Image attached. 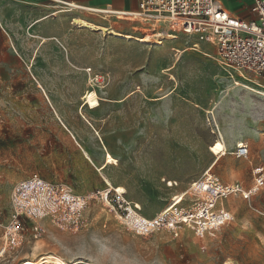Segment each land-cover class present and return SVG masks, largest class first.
Returning <instances> with one entry per match:
<instances>
[{
  "label": "rangeland",
  "instance_id": "rangeland-1",
  "mask_svg": "<svg viewBox=\"0 0 264 264\" xmlns=\"http://www.w3.org/2000/svg\"><path fill=\"white\" fill-rule=\"evenodd\" d=\"M57 6L63 11L57 13L60 25L54 32L64 38V61L55 47H48L55 60L41 58L39 69L44 72L52 63L79 69L75 86L81 87L84 78V93L92 96L85 114L101 137L81 139L87 148L73 142L65 151L52 134L41 151L21 134L19 121L51 115L45 92L34 87L19 93L13 84L0 90V250L5 248L0 264H264V189L251 201L240 195L224 199L234 220L204 238L185 224L178 235L168 228L141 234L116 211L120 202H129L134 209L140 205L139 215L152 218L210 168L223 183L251 186L253 169L264 163V96L244 87L264 91V77H231L200 51L216 56L214 48L200 44L196 50L188 37L160 38L162 46L153 37L150 44H141L78 27L72 23L77 15L67 5ZM119 15L81 16L135 37L166 32L163 25L154 31L150 22ZM87 67L108 77L96 93L89 87ZM237 83L244 86L229 90ZM220 140L227 149L217 158L209 149ZM242 141L250 147L246 158L233 153ZM108 151L113 158L99 170ZM85 152H91L94 163ZM34 173L62 189L54 196L55 211L27 218L15 233L13 188ZM118 186L126 189V201L115 190ZM109 190V197L117 195L116 209L106 199ZM66 192L79 196L77 202L65 200ZM188 201L187 196L182 204Z\"/></svg>",
  "mask_w": 264,
  "mask_h": 264
},
{
  "label": "built area",
  "instance_id": "built-area-1",
  "mask_svg": "<svg viewBox=\"0 0 264 264\" xmlns=\"http://www.w3.org/2000/svg\"><path fill=\"white\" fill-rule=\"evenodd\" d=\"M136 1L137 10L125 11V16L144 18L147 22L165 25L171 36L184 35L192 38L193 48L199 49L202 43L213 46L219 65L233 78L246 79L244 73L264 77V0H252L249 4V11L252 13L250 18L229 12L221 0ZM84 70L89 87L95 93L96 86L107 83L106 74L95 71L92 67ZM216 143L217 141L214 144ZM233 153L238 158L248 157L249 144L244 141L237 143ZM210 170L211 168L192 181L189 189L183 194V200H186L187 196L189 198L186 206L182 204V200L175 210L161 212L148 219L139 215L131 216L130 207L133 206L129 202L127 205L120 202L116 209L117 195L114 198L109 197L110 190L105 196L116 209L117 216L127 223H132L138 233L148 234L155 229L168 228L178 235L180 226L185 224L192 228L198 237L204 238L214 235L221 227L234 220V214L224 206V199L229 195H240L251 201L253 196L264 189V163L253 169L254 180L249 187L240 181L223 183ZM169 182L172 185V181ZM60 188V184L45 180L39 173H34L30 179L18 183L12 193L14 232L23 229L27 218L43 217L55 211L54 196ZM135 210L139 211L140 207Z\"/></svg>",
  "mask_w": 264,
  "mask_h": 264
},
{
  "label": "crops",
  "instance_id": "crops-1",
  "mask_svg": "<svg viewBox=\"0 0 264 264\" xmlns=\"http://www.w3.org/2000/svg\"><path fill=\"white\" fill-rule=\"evenodd\" d=\"M221 2L229 12L235 15L243 18L252 17L249 11L252 0H221ZM57 3L67 5L77 15L72 18L73 24L78 26L73 19L79 18L109 29L112 28L103 20L99 19L97 23L81 15L88 12L96 15L110 13L111 16H117L113 13L135 11L138 8L136 0H0V90L13 84L14 90L19 93L34 87H37L38 91L45 92L46 102L51 107V115L44 118L31 116L32 118L27 117L19 121V126L23 128L21 134L29 137L28 140L37 149L42 147L41 151H46L47 148L44 147L43 142L54 138V134V139L63 141L61 143L65 146V151L70 149L73 142L81 148H87L81 143V139L97 140L99 136L101 137L92 118L85 114L87 103H85L84 78L81 87L75 86L74 80L76 75L77 79L79 78V69L65 68L63 64L54 65L53 63L51 67L44 69V72L39 69L38 61L41 58L55 60L54 54L48 56V47H55L61 60L64 61L62 56L66 47L64 38L54 32L60 25V21H57V13L63 11L55 10L58 7ZM119 17L122 16L119 15ZM103 18L106 19L104 16ZM162 28L167 34L168 28L165 25ZM181 36L183 38L184 35L172 36V39H180ZM165 38L167 37H162V40ZM190 39L193 41L192 38ZM202 45L205 49L214 48L206 43ZM200 51L205 55L216 57L207 50ZM16 76L17 79L12 78ZM89 108V110L94 109ZM83 130L84 133H82ZM39 140L42 143L38 146ZM229 145H232V142ZM89 154L87 157L93 162L91 152ZM103 161L105 163L106 153ZM2 255L3 250H0V256Z\"/></svg>",
  "mask_w": 264,
  "mask_h": 264
},
{
  "label": "bare ground",
  "instance_id": "bare-ground-1",
  "mask_svg": "<svg viewBox=\"0 0 264 264\" xmlns=\"http://www.w3.org/2000/svg\"><path fill=\"white\" fill-rule=\"evenodd\" d=\"M119 13H122V14H120L122 17H127V18H131V19H134V17H132V16H125L124 15V13L123 12H118V13H113V14H116V15H118ZM107 14H110V13H107ZM110 15H112V14H110ZM141 21H143V22H146V23H149V22H147V21H145V19L144 18H142V19H140ZM73 22L74 23H76V24H78V26L79 27H81V28H86V29H90V30H94V31H101V32H103V33H110V34H112V35H114V36H116V37H120V38H124V39H127V40H132V39H136L139 43H141V44H150V40L153 38V37H157V40H156V43L158 44V46H162L163 45V41H161L160 40V38H162V37H164V36H166L167 38H169V39H172V36H168L167 34H165V33H160V32H157V34L158 35H154V36H152V35H146V36H143V37H135V35H131V34H123V33H121V32H118V31H116L115 29H109V28H107V27H105V26H99V25H95V24H93V23H90V22H88V21H86V20H84V19H79V18H74L73 19ZM151 25H153L154 27H153V30L154 31H157L156 29H157V26L159 25L158 24V22H157V24H154V23H151ZM174 38V37H173ZM178 50V52H182V50L181 49H177ZM240 86H242L240 83H237V84H235V86H233V87H231V88H229V90H233V89H236V88H238V87H240ZM244 86V85H243ZM242 86V87H243ZM244 88H247V90H250V91H254V92H256V93H260V94H262L263 96H264V91H261V90H257V89H254V88H251V87H244ZM85 99H87V102H89L91 99H92V96L89 94V95H86L85 96ZM210 113V112H209ZM239 143H241V142H239ZM227 149V146H226V144H224V142H222V141H218L216 144H214V145H212V148H210L209 150H210V152H212L213 154H215L216 156L218 155V157L217 158H219L220 157V153H222V152H224L225 150ZM87 155H89L88 154V152H85ZM113 158V156H112V154L108 151L107 153H106V161H105V163L104 164H102L100 167H99V170H102V169H105V167L108 165V163L110 162V159H112ZM214 164V163H213ZM104 173V172H103ZM105 179H106V181H107V183L109 184V185H111V188H112V182H111V180L107 177V176H105ZM115 190L116 191H118V193L120 194V196H121V198H123L125 201H126V199H125V197H124V194L127 192L126 191V189L124 188V187H122V186H118V187H115ZM64 198H65V194H64ZM77 198H79L78 196H74V195H71L70 193H68V192H66V198H65V200H67L68 202H70V203H74L75 201H76V199ZM183 200V197H180V199L178 200V201H174L171 205H170V207L169 208H167L164 212H166V211H168V210H170V209H172L175 205H177V203L178 202H181ZM77 202V201H76ZM78 202H81V201H78ZM136 207H140V205L139 204H136ZM141 208V207H140ZM132 209V216H138L139 214L137 213V211L133 208V207H130V210ZM139 216H141V215H139ZM142 217V216H141ZM143 218H145V217H143ZM145 219H147V218H145Z\"/></svg>",
  "mask_w": 264,
  "mask_h": 264
}]
</instances>
